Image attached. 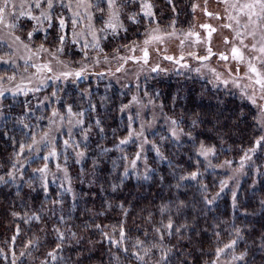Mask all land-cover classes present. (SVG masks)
Wrapping results in <instances>:
<instances>
[{"label": "trees", "instance_id": "16d2710c", "mask_svg": "<svg viewBox=\"0 0 264 264\" xmlns=\"http://www.w3.org/2000/svg\"><path fill=\"white\" fill-rule=\"evenodd\" d=\"M61 1L41 24L17 20L16 31L27 40L31 33L33 47L60 52L73 67L114 59L146 31L135 4L126 0L125 35L86 49L72 40L67 6L74 0ZM152 1L162 25L176 7L177 22L189 21V0ZM90 5L95 25L104 27L105 3ZM13 72L0 64V78ZM143 85L191 139L176 145L154 136L149 172L136 179L123 173L135 153L124 111L133 88L121 92L105 79L83 77L2 100L0 264H212L217 250L233 241L240 264H264V136L255 109L195 77H156ZM52 110L83 120L68 141L81 155L62 153L68 155L62 164L66 182L46 185L40 177L44 160L28 159L24 151L46 129ZM200 146L214 150L215 163L251 158L237 188L230 190L227 176L205 165Z\"/></svg>", "mask_w": 264, "mask_h": 264}, {"label": "rangeland", "instance_id": "374dc122", "mask_svg": "<svg viewBox=\"0 0 264 264\" xmlns=\"http://www.w3.org/2000/svg\"><path fill=\"white\" fill-rule=\"evenodd\" d=\"M61 2L63 6L66 4V0ZM103 2L107 17L102 28L95 25L90 0H85V3L74 0L67 6L72 40L86 49L96 48L110 36L126 33L122 19L126 0H113L111 7L109 0ZM132 2L138 12L135 15H141L145 20L146 31L141 41L114 59L103 58L73 67L61 58L60 52H49L41 46L35 48L31 43L32 36L27 40L16 31L19 26L17 20L23 19L25 25L29 21H33L34 25L41 24L45 18L43 14L54 8L55 0L52 9L44 11L46 0L40 8H36L35 0H10L4 22L0 23V64L14 69V72L0 78V103L7 96L35 95L50 84L75 83L83 77L86 81L94 82L105 79L121 92L133 88L124 111L130 122L128 139L135 144V153L126 163L123 173L135 179L145 177L149 172L146 159L154 136L159 139L168 137L176 145L191 139L179 128L177 120L166 115L162 106L145 91L146 85L143 83L156 77H195L212 89L221 90L237 101L251 105L256 112L258 128L264 136V89L256 83L257 79L264 83V52L259 50L264 44L261 40L264 22L250 23L249 10L242 8V5L252 0H227V3L224 0H189V21L185 22L184 18L181 23L177 22L179 14L176 7L172 20L165 25L160 23L152 0H129L130 4ZM180 3L178 8L181 9ZM144 5H150V8ZM0 6H3V0H0ZM149 11L152 15H145ZM256 19L254 16L253 20ZM252 45H255L254 49ZM233 48L237 49L236 55L233 54ZM250 67H254L256 72L251 71ZM82 123L81 118L71 113L63 116L52 110L46 129L34 136L24 151L28 159L41 157L44 160L43 171H40L44 184L66 182L68 171L62 164L68 155L62 153L68 154L70 150L74 155H81L72 144L69 146L68 141L73 139L75 131L82 128ZM59 140H62L60 148L57 146ZM197 153L210 170L227 176L226 186L232 191L233 187L239 186L247 167L252 164L251 158L247 157L215 163L216 153L204 146H200ZM230 244L232 247H227ZM230 244L217 250L212 264L241 263L242 256L235 252V245Z\"/></svg>", "mask_w": 264, "mask_h": 264}, {"label": "snow or ice", "instance_id": "6c2138e0", "mask_svg": "<svg viewBox=\"0 0 264 264\" xmlns=\"http://www.w3.org/2000/svg\"><path fill=\"white\" fill-rule=\"evenodd\" d=\"M42 2H45V0H35L36 8H40ZM224 2L227 3V0H224ZM78 3H85V0H78ZM9 4H10V0H3V6H0V23L4 22L5 11L8 8ZM112 4H113V0H109V6L110 7L112 6ZM46 6H47L48 9H52L53 0H46ZM144 7L150 8V5H144ZM242 8H246V9L249 10V12H248V21L250 23L258 24L260 22H264V0H252L251 3L242 5ZM20 15L23 16L24 13L21 12ZM145 15H152V13L149 11V12H146ZM254 16L257 18L255 21L253 20ZM48 18H49V16L47 14H45V19H48ZM60 24H61V26H63L64 25V21L60 20ZM14 26L15 25H13V27ZM205 27H207V26H205ZM213 31H215V29H213ZM252 35L254 36L255 32H253ZM29 37H31V33L29 34ZM16 39L19 40V37H16ZM261 40L264 41V36H261ZM226 42H227V40H226ZM145 43H147V41H145ZM241 43H243V41H241ZM246 47H247V45H246ZM252 48L254 49L255 45H252ZM259 50L261 52H264V44L261 45ZM209 51H210V49H209ZM232 51H233V54L236 55L237 49L233 48ZM145 55H147V53H145ZM44 67H48V66L45 65ZM250 70L253 71V72H256V69L254 67H250ZM49 71H51V69H49ZM76 75L79 76L80 73H76ZM256 83L260 84L261 88L264 89V83H262L260 79H257ZM123 142L124 141H122V143ZM40 171H43V169H41ZM195 175H196L195 173L192 174V178L193 179H195ZM168 227L171 228V224L170 223H169ZM234 243L235 242L233 241V244ZM227 247H232V245L230 244Z\"/></svg>", "mask_w": 264, "mask_h": 264}, {"label": "water", "instance_id": "95a60500", "mask_svg": "<svg viewBox=\"0 0 264 264\" xmlns=\"http://www.w3.org/2000/svg\"><path fill=\"white\" fill-rule=\"evenodd\" d=\"M200 60H202V61H203V59H200Z\"/></svg>", "mask_w": 264, "mask_h": 264}]
</instances>
